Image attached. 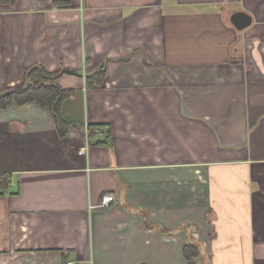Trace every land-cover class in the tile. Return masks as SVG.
Returning <instances> with one entry per match:
<instances>
[{"label":"crops","instance_id":"obj_1","mask_svg":"<svg viewBox=\"0 0 264 264\" xmlns=\"http://www.w3.org/2000/svg\"><path fill=\"white\" fill-rule=\"evenodd\" d=\"M36 65L70 128L0 106V264H264V0H0V91Z\"/></svg>","mask_w":264,"mask_h":264},{"label":"trees","instance_id":"obj_2","mask_svg":"<svg viewBox=\"0 0 264 264\" xmlns=\"http://www.w3.org/2000/svg\"><path fill=\"white\" fill-rule=\"evenodd\" d=\"M5 4L9 0H3ZM65 73H49L41 66H32L25 73L24 85L22 89L6 88L0 91V106L3 110L16 104L25 106L37 104L44 109H48L55 121L59 134L65 136L69 131L70 125L62 117V104L72 96V91L64 90L56 81ZM106 78V70L101 69L87 76V87L89 89H99L103 86ZM98 126L89 127V135L93 136L99 129ZM0 188L6 189L8 177H2ZM184 256L187 261H193L203 257L197 242L193 239L184 248Z\"/></svg>","mask_w":264,"mask_h":264},{"label":"water","instance_id":"obj_3","mask_svg":"<svg viewBox=\"0 0 264 264\" xmlns=\"http://www.w3.org/2000/svg\"><path fill=\"white\" fill-rule=\"evenodd\" d=\"M230 20L234 28L239 32H243L253 24V18L246 12L235 13Z\"/></svg>","mask_w":264,"mask_h":264},{"label":"built area","instance_id":"obj_4","mask_svg":"<svg viewBox=\"0 0 264 264\" xmlns=\"http://www.w3.org/2000/svg\"><path fill=\"white\" fill-rule=\"evenodd\" d=\"M116 201V197L114 195H109L104 197L101 207L103 208H107L109 207L112 203H114Z\"/></svg>","mask_w":264,"mask_h":264}]
</instances>
